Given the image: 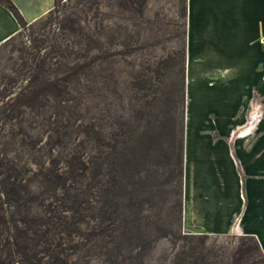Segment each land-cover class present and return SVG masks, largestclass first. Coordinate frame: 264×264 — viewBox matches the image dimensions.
Instances as JSON below:
<instances>
[{
    "label": "trees",
    "instance_id": "trees-1",
    "mask_svg": "<svg viewBox=\"0 0 264 264\" xmlns=\"http://www.w3.org/2000/svg\"><path fill=\"white\" fill-rule=\"evenodd\" d=\"M148 1L126 3L133 11L138 3L142 8L138 13L145 17ZM180 3L184 24L178 37L182 49L178 62L171 59V73L175 74L178 67V81L171 82L165 95V126L177 119L179 137L175 226H169L163 217L148 220L159 217L145 213V205L156 208L165 204L156 201L161 197L156 193L158 187L141 174L131 185L124 184L117 169L115 157L121 153V143L130 145L129 153L134 156L140 139L146 137L137 127L120 139L111 134V187H105L111 203V224L100 220L86 231V215L76 202L77 195L70 196L69 188L79 183L80 175L75 171L78 166L87 169V161L80 152L75 153L62 160V170L51 146H62L70 137L63 128L78 121L75 116L89 91L85 82L98 75L96 63L109 56L96 37L75 25L71 15L65 14L62 30L47 33L53 10L29 25L10 0H0V6L19 26V31L0 45V264H90L92 257L100 255L108 264H144L143 253L158 231L170 247L162 251L160 264H264V254L253 236L194 234L182 229L187 5L186 0ZM27 28L31 31L29 44L14 49L17 56L5 61L3 51ZM140 81L150 87L151 77L143 76ZM31 167L38 170L34 172ZM149 222H155L156 229ZM95 241L104 244L96 246Z\"/></svg>",
    "mask_w": 264,
    "mask_h": 264
},
{
    "label": "rangeland",
    "instance_id": "rangeland-1",
    "mask_svg": "<svg viewBox=\"0 0 264 264\" xmlns=\"http://www.w3.org/2000/svg\"><path fill=\"white\" fill-rule=\"evenodd\" d=\"M126 1L56 0L45 29L47 33L53 29L62 30L65 14L71 15L75 25L87 35L96 37L109 56L107 60L96 63L98 75L93 79L88 77L85 82L89 91L84 94L75 116L78 121L63 128L70 137L65 139L62 146H51L54 148L52 156L62 170H65L62 160L69 159L75 153L80 152L79 155L82 154L84 161H87V169L78 166L75 171L80 175L79 183L71 184L73 187L69 188L70 196L77 195L76 202L86 215V231L92 230L100 220L111 224V203H108L105 188L111 187V161L114 160L111 156V146L114 145L111 134L120 139L124 133L137 127L140 135L144 131L146 137L140 139L136 154L131 156L128 150L130 145L121 143V153L115 157L123 183L131 185L141 174L148 178L150 184L159 188L156 193L161 197H156V201L161 200L165 204L156 208L145 205V213L159 217H150L148 220H161L163 217L169 226H175L177 217L173 202L177 198L176 147L179 137L177 119L169 122L168 127L165 126L168 120L165 95L171 88V82L178 81V67L175 68V74L171 73V59L178 62V53L182 49L178 37L184 24L180 16L182 4L180 0H149L146 16L141 17L138 13L142 10L141 6L134 4L133 11L129 8L131 4L127 5ZM190 2L196 48L205 51L203 48L210 45L222 56L233 58L236 64L250 62V68L255 72L250 80L248 75L251 74L244 72L235 80L228 81L226 86L217 85L212 79L194 81L192 88L185 90L183 141L185 137L191 142L198 138H223L229 142L227 150L230 155L231 150L235 149V139L243 130H248L246 145L263 150L264 78L261 75H264V0ZM188 3L189 0H186L187 6ZM205 18L206 21L215 19V27L205 29ZM187 20L188 16L186 29ZM30 33L28 28L25 29L12 47L9 45L3 51L5 61L12 55L17 56L14 49L24 43L29 44ZM143 76L151 77L150 87L140 81ZM31 168L34 172L38 170ZM222 170V174L219 170L216 172L219 180L213 185L216 184L218 189H230V171L227 167ZM131 176L135 178L134 181L130 179ZM142 194H146L145 191ZM185 211L182 206V229L193 233L190 231L188 210ZM149 224L156 229L155 222ZM150 239L151 247L143 253L142 262L160 264L162 251L170 247L160 231ZM93 244L100 246L104 242L95 241ZM90 264L108 263L104 255H100L92 257Z\"/></svg>",
    "mask_w": 264,
    "mask_h": 264
},
{
    "label": "crops",
    "instance_id": "crops-1",
    "mask_svg": "<svg viewBox=\"0 0 264 264\" xmlns=\"http://www.w3.org/2000/svg\"><path fill=\"white\" fill-rule=\"evenodd\" d=\"M10 1L26 23H32L45 16L54 8L56 2ZM191 9L192 2L189 0L185 90L191 89L194 81L204 79H212L217 85L226 86L228 81L235 80L244 72L251 74L248 79H252L255 71L250 68V62L242 61L236 64L233 58L222 56L214 48H210V45L203 48L205 51L196 48L195 37L192 35ZM214 24L215 19L206 21L205 18V29L215 27ZM18 31L19 26L11 13L0 6V44ZM261 76L264 78V75ZM245 137L238 136L235 139V149L231 150L230 155L227 150L230 146L226 139L198 138L191 142L188 137L184 138L182 206L184 213L188 210L191 232L253 236L264 254V149L256 148L257 146L248 147V138ZM226 167L230 171L232 186L230 189H218L216 184L213 185V182L217 183L219 180L216 178V172L219 170L222 174V169Z\"/></svg>",
    "mask_w": 264,
    "mask_h": 264
},
{
    "label": "bare ground",
    "instance_id": "bare-ground-1",
    "mask_svg": "<svg viewBox=\"0 0 264 264\" xmlns=\"http://www.w3.org/2000/svg\"><path fill=\"white\" fill-rule=\"evenodd\" d=\"M254 118L256 119L257 116L255 115ZM249 134L248 130H243V132L238 136H247Z\"/></svg>",
    "mask_w": 264,
    "mask_h": 264
},
{
    "label": "built area",
    "instance_id": "built-area-1",
    "mask_svg": "<svg viewBox=\"0 0 264 264\" xmlns=\"http://www.w3.org/2000/svg\"><path fill=\"white\" fill-rule=\"evenodd\" d=\"M237 227V226H236Z\"/></svg>",
    "mask_w": 264,
    "mask_h": 264
}]
</instances>
